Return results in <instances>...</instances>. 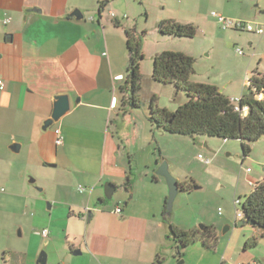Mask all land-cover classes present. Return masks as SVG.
I'll list each match as a JSON object with an SVG mask.
<instances>
[{
  "label": "crops",
  "instance_id": "0c3cea01",
  "mask_svg": "<svg viewBox=\"0 0 264 264\" xmlns=\"http://www.w3.org/2000/svg\"><path fill=\"white\" fill-rule=\"evenodd\" d=\"M135 3L136 0H0V78L5 82V90L0 91V208L5 207L15 220L7 228L11 229L7 248L0 246V257L7 249L13 255L10 261L5 258V263L37 264L42 249L47 248V264H154L159 253L165 258L163 264H176L180 259L176 258V246L167 238V221L178 230H201L199 217L195 226H176L173 212L164 220L169 187L157 171L164 162L170 171L173 168L161 140L168 138L167 134L146 122L138 129L139 114L122 105L119 88L128 66L125 34L132 27L127 12L134 9ZM207 4L226 18L264 27V0H205L199 11L180 6L179 16L164 19L194 24L203 34L212 36L210 55L228 58L233 45L244 43L249 47L250 52L241 55L248 59L242 60L239 74L226 84H221V77L213 73L216 64L203 74L195 68L192 77L194 82L217 86L231 100L240 99L250 74L257 70L264 75V34L223 29L211 17L208 6L203 7ZM76 10L83 19L71 16ZM239 33L249 35L240 39L235 35ZM59 94L70 96L71 110L44 131V122L53 112V99ZM56 129L63 135L61 145L56 143ZM206 139L197 140L208 147L211 142ZM262 140L252 148L263 144L264 149ZM153 142L158 144L156 150L143 163L141 152H149ZM13 144L19 145L17 152L12 151ZM213 158L209 165L205 164L208 171L219 161L218 152ZM34 173L36 180L28 182ZM37 174L43 177L40 189L28 185L39 181ZM254 176L261 179L259 182L264 179L263 173ZM188 177H177L180 186H193L190 192L180 187L181 193L192 195L203 189ZM128 179L132 181L131 188L125 185ZM106 183L108 188L114 187L111 201L106 198ZM252 183L247 176L235 202L250 195ZM3 185L7 190L1 193ZM80 187L85 190L81 192ZM48 189L51 204L46 209L38 193ZM117 206H121V213H116ZM222 212L219 208L220 215L213 224L204 222L220 237L224 236ZM234 219L235 224L230 220L229 226L232 236L223 250L215 248V254L221 255L223 263L264 264V259L259 258L235 261L246 236ZM44 230L49 231L47 237L42 235ZM253 230L254 236L260 237V232ZM79 251L80 255H74ZM202 255L209 256L205 250Z\"/></svg>",
  "mask_w": 264,
  "mask_h": 264
},
{
  "label": "rangeland",
  "instance_id": "374dc122",
  "mask_svg": "<svg viewBox=\"0 0 264 264\" xmlns=\"http://www.w3.org/2000/svg\"><path fill=\"white\" fill-rule=\"evenodd\" d=\"M203 2H205V0H136V3L133 6L134 9H131L130 13L127 12V16L130 14L131 25H136L140 31L147 32V39L143 45L145 59L142 62V73L144 75L143 91L140 97L142 107L140 109H135L136 113L140 116V118H137L136 122L138 129L141 130L143 128L144 122L150 125L148 113H150L149 108L153 95L157 96V104L160 107L167 108L170 111H176L179 106L187 102V96L181 93L177 94L172 86L158 84L153 81V57L156 53L163 51H176L190 54L196 59L195 68H197L198 73L201 74H203L210 65L216 64V69L213 70V73L221 77V84H226L234 76H237L239 74L238 68L242 63V60L248 59L247 56L244 57L238 54V49L243 50L245 54L250 52L249 47L244 43L233 45V53L230 52L228 58H223V55L220 54L217 56L210 55V49H208V47L213 43V37L203 34L200 29L198 30L197 36L193 39L172 38L164 36L158 32V22H162L166 17L175 18L179 16L180 6H183L184 8L189 6L194 11H199L202 6L201 3L203 4ZM207 6L212 17V13L216 11L211 10V6L208 4L203 7L207 8ZM235 35H238L241 39V37H246L249 34L239 33ZM182 95H184L183 100ZM147 133L149 132L147 131ZM152 136L153 135L151 134V137ZM156 136L157 142H160L161 138L159 134ZM166 137L168 138H162L161 140L164 142L163 150L170 158L173 166L172 171L169 169V172L176 179L177 177L186 178L189 176L188 178L190 182H195V184H197L196 186H204L202 190L198 189L192 195L183 192L178 194L174 202L172 221L174 222L173 219L175 217V220L177 221L176 226H179L180 224L195 226L196 218L199 217L202 222H200L198 226L205 225L204 222L213 224L215 217L220 215L219 208H221L223 211L222 215H224L225 218L222 229L223 235L224 228L232 225L230 224V220L235 224L234 218H236L237 209L240 208L235 206V198H238V192H242L244 189L247 176H250L253 180L249 191L251 192L254 184L261 180H258L256 176H254V173L259 175L262 173L264 174L263 144H258L255 148H252L251 155L244 158L241 144L237 141L225 142L218 138H207L206 141H210L211 144L209 143L210 146L205 147L204 142H201L202 140H195V142H193V140H189L190 138H174L169 135ZM153 143L154 146L149 152H141L143 163L146 162L145 159L147 155L155 152L158 144L155 142ZM216 152L219 154V161H215L212 164L213 169L208 171V166L201 162L198 157L202 154L205 157L212 158L214 161L213 156ZM248 169L253 170V172H248ZM37 176H40L38 177L39 181H37L36 184L28 185L34 189L43 188V185H41L43 183V177L39 174H37ZM31 179L36 180V173L29 175L28 182ZM239 183L240 187L238 188ZM105 186H107V183ZM180 187L181 186L179 185V188ZM1 188H4L1 193L6 192L7 189L5 185ZM38 195H40L39 197L43 200L44 207L48 209V205L51 204V199H49L51 196L50 190L48 189L40 192ZM244 198L245 197H243L242 200ZM12 221L13 214L2 206V208H0V246L3 248H7L6 238L8 232L11 231V229L7 231V228L11 226ZM241 230L243 235L246 236L245 240L247 244L246 242L241 243L240 250H237L236 252L237 257L235 258V261L244 259L253 260V258H259L260 260L264 259L262 258L264 256V241H261L260 237L254 236L253 227L251 225H246ZM232 233V230L228 231L225 234L227 236L225 239V235L221 236L216 247L223 250L227 241L232 236ZM16 235L19 236L18 229L16 230ZM29 239L30 237L28 240ZM171 242L175 244L173 241ZM254 242H256V245L252 248L251 246L254 245ZM45 246H47V244H45ZM7 250L5 253H3L4 251L2 252L4 256L0 257L1 264H13L14 262H9L13 255ZM42 251H45L48 254L50 249L47 250V248H44ZM202 251L204 250L201 243L194 244L185 249V252L187 253L186 257L188 259L185 258L184 255L182 259L186 264H189L190 262L193 264L197 262L200 264H229L228 262L223 263L221 261V255L215 254V250L208 252V258L203 257ZM5 258L9 260L7 261L8 263H5ZM262 263H264L263 260ZM176 264L178 263L176 262Z\"/></svg>",
  "mask_w": 264,
  "mask_h": 264
},
{
  "label": "trees",
  "instance_id": "16d2710c",
  "mask_svg": "<svg viewBox=\"0 0 264 264\" xmlns=\"http://www.w3.org/2000/svg\"><path fill=\"white\" fill-rule=\"evenodd\" d=\"M103 4L101 8H103ZM116 26L120 22L114 19ZM194 24H182L174 20H164L158 25V32L172 38L193 39L198 34ZM126 48L128 66L123 77L119 92L123 107L140 109L144 76L142 62L145 59L143 45L147 32L140 31L134 25L126 31ZM196 59L182 52L163 51L153 58L152 79L162 85H170L177 94L187 96V102L176 111L160 107L158 98H151L149 122L157 131L167 135L199 138H218L223 141H237L241 144L244 158L251 155L253 145L264 138V75L254 70L249 77L246 91L235 102L227 97L217 86L208 83L194 82ZM238 109H237V108ZM126 187H132L128 179ZM181 191L190 192L192 185L186 183ZM241 213L240 221L251 225L260 232L264 239V179L253 186L251 194L238 203ZM165 206V210H166ZM167 238L176 246V258L181 259L185 249L201 243L205 251L215 250L220 235L213 227L205 231H182L176 229L168 220ZM256 240V239H255ZM258 240V239H257ZM256 242H254V245ZM162 253L156 257L154 264H163Z\"/></svg>",
  "mask_w": 264,
  "mask_h": 264
},
{
  "label": "water",
  "instance_id": "95a60500",
  "mask_svg": "<svg viewBox=\"0 0 264 264\" xmlns=\"http://www.w3.org/2000/svg\"><path fill=\"white\" fill-rule=\"evenodd\" d=\"M72 17H75L78 20L83 19V15L79 10H76L72 13ZM54 108L51 116L44 122L43 130L47 131L51 127H53L55 124L59 123L63 117L69 113L71 110V102H70V96L68 94H59L54 97ZM19 148L18 144L12 145V151L17 152ZM157 174L159 176H162L166 179L169 187V195L166 203V212L163 215L164 220L170 218L172 216L173 208H174V202L180 192L179 183L178 180L169 172L168 164L164 162L158 169ZM34 181V180H33ZM197 189V188H195ZM114 193V187L113 185H110L106 187V198L107 200L111 201L113 198ZM92 215V213H90ZM245 224L244 221H238L237 226L242 228ZM206 225H200V229L202 231H205ZM230 230V227L227 226L223 230V235H225ZM80 251L74 253V255H80ZM48 263V254L45 251H42L37 264H47ZM178 264H186L183 259H180L178 261Z\"/></svg>",
  "mask_w": 264,
  "mask_h": 264
},
{
  "label": "built area",
  "instance_id": "2783aa9c",
  "mask_svg": "<svg viewBox=\"0 0 264 264\" xmlns=\"http://www.w3.org/2000/svg\"><path fill=\"white\" fill-rule=\"evenodd\" d=\"M114 17V15H112ZM212 16L217 20V22L219 23V25L223 28V29H235V30H239V31H246V32H251V33H257V34H264V27H256L250 23H246L243 21H235L229 18H226L224 16H222L221 14L217 13V12H213ZM238 53L240 55H244L243 50L238 49ZM248 84V83H247ZM5 90V82L3 79L0 78V91ZM235 102L240 101V99H236L233 100ZM113 104H116V100L113 101ZM237 108V107H236ZM238 109V108H237ZM56 133V143L57 145H61L63 143V135L60 129H56L55 130ZM199 159L206 165H209L211 163V158L209 157H205L203 155H199ZM250 171V170H248ZM81 192H83L85 189L83 187H80L79 189ZM240 201H236V205L238 207V203ZM122 212V208L121 206H117L116 208V213H121ZM221 212V210H220ZM236 222L240 221L241 219V213L238 211L237 209V214H236ZM42 235L44 237H47L49 235V231L48 230H44Z\"/></svg>",
  "mask_w": 264,
  "mask_h": 264
}]
</instances>
